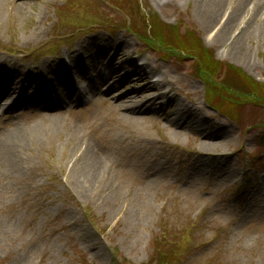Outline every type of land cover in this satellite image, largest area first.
Listing matches in <instances>:
<instances>
[{"label": "rangeland", "instance_id": "1", "mask_svg": "<svg viewBox=\"0 0 264 264\" xmlns=\"http://www.w3.org/2000/svg\"><path fill=\"white\" fill-rule=\"evenodd\" d=\"M135 2H126L125 11H132L131 6L135 9L137 4H150L152 13L167 23L165 38L191 42L192 47L213 52L214 62L223 66L215 77L201 76L196 54L165 51L153 36L140 40L127 29L118 27L109 34L100 25L96 28L91 24L93 16L88 21L89 15L102 10L111 17L118 15L116 9L100 0H4L0 6L1 73L19 62L24 70L26 66L32 70L46 59L62 57L67 61L73 51H78L85 63V58L97 50L99 40L119 43L122 39L132 45L127 54L136 64L152 63L154 80L161 75L155 71L157 65L159 71L169 72L172 80L161 85L165 90L172 88L176 100L142 104L140 121L131 124L113 103L130 92L121 83L114 96L105 94L101 101L88 104L82 97L65 113L66 126L60 125L44 140L27 141L23 149L25 168L13 175L0 173V264H147L159 247L173 254L171 264H264V16L251 22L245 42L256 61L249 67L224 55L229 45L212 44L214 33L197 21L194 0ZM117 18L122 26L129 16L124 12ZM249 18L240 22L235 34ZM36 28L41 29L42 39L30 36ZM63 39L69 43L61 44ZM117 62L114 57L111 64ZM229 74L250 80L240 88L259 90L261 99L242 100L239 92L227 89L223 81ZM58 76L57 82H62ZM208 82L213 83L220 100L207 95ZM85 83L78 89L82 91ZM207 97L215 105L209 106ZM222 98L230 105L235 100L240 102L242 107L233 105L237 122L214 109L222 104ZM192 100L216 126L227 124L233 129V138L222 149L229 154L224 168L235 170L237 176H223L215 169L217 161L207 160L208 171L192 187L179 182L187 174L186 162L194 158L195 151L200 152L202 139L192 128L177 133L165 126L159 112L172 119L173 108ZM103 110L106 113L99 114ZM29 113L22 118L25 125ZM90 113H94L91 119ZM0 119L5 122L10 117ZM79 123L84 128L82 133L74 130ZM114 128L129 145L133 139L152 141L156 157L167 164L171 178L154 184L144 205L137 191L145 179L127 169L132 164L127 153L117 155L119 162L112 167L109 164L102 180L96 182L98 194L94 188L88 191L75 185V178L80 177L71 174L78 162L72 149L81 144L82 153L95 139V129L110 133ZM131 149L132 145L128 147ZM122 162L120 170L118 164Z\"/></svg>", "mask_w": 264, "mask_h": 264}, {"label": "bare ground", "instance_id": "2", "mask_svg": "<svg viewBox=\"0 0 264 264\" xmlns=\"http://www.w3.org/2000/svg\"><path fill=\"white\" fill-rule=\"evenodd\" d=\"M194 15L197 21L203 25L205 30L214 33L212 44L219 43L229 45L225 56H231L239 63L254 67L256 61L253 60L250 45H246V39L251 30V22H255L264 16V0H194ZM4 0H0V6ZM250 16L245 26L240 29L238 34L235 31L239 28L240 22L245 21ZM37 32L30 36L34 40L42 39V31L36 28ZM99 40V37L96 38ZM101 43V45H99ZM125 44V45H124ZM131 44L125 40L117 43H107L98 41L97 50L85 58H82L78 51L70 52L67 61L62 57L55 60L46 59L35 69L30 70L23 63L10 65L5 73L0 72V117L9 116L8 121L0 119V173L11 175L25 168V158L23 149L26 148L27 141H41L55 133L60 125L66 126V112L70 111L75 103H80L82 97L88 103L101 101L103 96H114L123 87H129L130 92L113 102L124 112L125 121L136 124L140 121L143 114L142 104L160 101L161 103L176 100L171 93L172 88L165 90L161 83L171 81L169 72L157 65L156 73H160V79L154 80L152 76V63L146 61L143 64H136L127 54ZM118 61L112 65V60ZM111 59V63L110 60ZM108 60L107 62H105ZM107 63L105 69L101 66ZM119 66L115 69V66ZM3 66L0 57V67ZM71 68H70V67ZM57 73H60L58 76ZM59 77L62 82H57ZM81 77V78H80ZM86 82V83H85ZM85 83V88L78 90V85ZM76 90L73 92V90ZM72 90V91H71ZM55 98V101H49ZM113 98L111 97V100ZM116 99V98H115ZM107 103V101H106ZM17 107V109H16ZM107 108V106H106ZM152 111V110H150ZM26 125L22 122L25 117ZM147 112V111H146ZM97 113V112H95ZM106 113V110L99 114ZM174 117L166 118L162 111L159 112L167 127L179 132L187 131L190 128L196 131V135L201 140L200 152H194V158L186 162L185 169L187 174L179 182L185 186H193L198 179L205 175L207 170V160L211 163L217 161L216 171L223 176H237L236 171L224 168V161L229 159V154L222 149L225 143L233 138V129L227 124L216 126L208 120L206 113L200 112L196 100L189 103L180 102L177 109L173 108ZM94 113L88 115L91 119ZM87 117V118H88ZM205 124H209L206 127ZM25 125V126H24ZM101 127V126H100ZM208 129H213L212 133ZM77 132H84V128L77 124L74 128ZM95 139H91L86 149L81 153V144L76 145L72 151H76L77 161L71 169L72 177H76L75 185L98 194L96 182L102 180V176L107 172L108 166L119 162L117 155L127 153L128 161L132 164L127 167L131 173H139L143 177V187L137 191V198L144 200L149 197L150 189L154 184L165 182L170 179L167 164L158 159L153 152V143L148 139H133L130 145L134 149L128 150L130 146L125 142V138L116 128L110 133L97 130ZM102 142V143H101ZM101 144V146H100ZM124 163H119L118 168L123 170ZM210 166H213L212 164ZM214 167V166H213ZM133 168H138L136 171ZM134 170L135 172H133ZM81 174V175H80ZM222 178L217 180L221 182ZM88 183V184H87ZM96 183V184H94ZM119 196H117L118 198ZM256 202V198L252 199Z\"/></svg>", "mask_w": 264, "mask_h": 264}, {"label": "trees", "instance_id": "3", "mask_svg": "<svg viewBox=\"0 0 264 264\" xmlns=\"http://www.w3.org/2000/svg\"><path fill=\"white\" fill-rule=\"evenodd\" d=\"M130 2V4L132 3H136L135 0H116L117 3H123V2ZM125 6V4H124ZM135 6V5H134ZM132 9H134L131 6ZM142 9H144V7L140 4L136 6L135 10L137 11V14L139 15V13L141 14L142 20L145 23V16L144 14H142ZM151 22L150 24L146 25L145 24V28L150 30V32L152 33V36L154 37V40L157 39L159 41V44H161V47L164 48V50L169 51V52H173V51H178V52H185V53H193L196 54L199 58L198 60V66L197 68L200 69V74L201 76H204V74H208L209 76H213L215 77V75L217 74V69L222 68V65H217L214 62V55L213 52H211L210 50H204L202 48L198 49L195 47H192V43L191 42H183V43H178L176 40H173L172 38H165L164 33L165 30L167 29V23L164 22L163 20H161L156 13H151ZM96 21V20H95ZM101 24H105L103 21H100ZM137 24L136 22H134V27L136 28ZM139 26V24H138ZM137 34L143 39L148 37L147 32L143 33L144 30L141 29V31H136ZM164 32V33H163ZM191 43V44H189ZM220 73L222 71H219ZM228 72L231 74V71L228 70ZM229 74V76H230ZM231 75H234L233 73ZM249 81L247 80L246 77H229L228 79L224 80L223 83L226 84L227 89L233 91V92H239L241 94L240 98L242 100H248L250 98L253 99H261V95H260V91L259 90H244L240 87L243 86H247L249 85ZM231 84V85H229ZM209 85V89H208V94H211L212 97H217V99L219 98L218 96V92L214 91V85L211 82H208ZM229 86V87H228ZM229 90L227 91V94L229 92ZM220 100V98H219ZM264 98L261 99V102L263 103ZM207 102L210 106L215 105L212 100L210 99V97H207ZM222 104H220V106H214V108H216V110H218L220 113L225 114L229 117H231L234 120H238L237 116V110L235 109V106L237 107H242L241 105H239V101L235 100L233 101L234 104L230 105V102L228 103V101L225 100V98H222L221 101ZM260 103V104H262ZM229 104V105H228ZM235 105V106H233ZM262 139H264V135L262 136ZM170 251L169 250H163L162 248H158V250H154L153 254L151 256L150 261L147 264H171L172 262V258H173V254H171L170 256ZM127 261H124L123 264H127Z\"/></svg>", "mask_w": 264, "mask_h": 264}]
</instances>
